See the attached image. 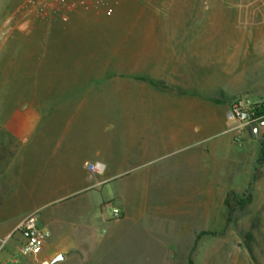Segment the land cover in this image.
<instances>
[{
  "label": "rangeland",
  "instance_id": "374dc122",
  "mask_svg": "<svg viewBox=\"0 0 264 264\" xmlns=\"http://www.w3.org/2000/svg\"><path fill=\"white\" fill-rule=\"evenodd\" d=\"M20 15L0 17V145H19L46 104L68 97L102 99L92 108L106 110L107 133L130 132V123L120 119L132 108L131 84L147 73L149 55L165 56L173 73L264 60V0L71 1V17L61 20L71 21V84L68 66L50 58L52 35L43 34L35 52L25 21H16ZM133 51L145 56L140 73L133 70ZM263 148L264 137L239 141L233 134L217 158L209 153L203 161L186 160L190 154L180 151L144 163L131 152L123 165H107L100 176L107 180L86 196L87 207L80 199L43 209V216L89 222L74 233L65 225L57 247L74 249L55 264H264V181L254 188L255 201L247 187L264 176ZM115 208L121 213L116 219ZM12 254L11 264L33 257L18 244Z\"/></svg>",
  "mask_w": 264,
  "mask_h": 264
},
{
  "label": "crops",
  "instance_id": "0c3cea01",
  "mask_svg": "<svg viewBox=\"0 0 264 264\" xmlns=\"http://www.w3.org/2000/svg\"><path fill=\"white\" fill-rule=\"evenodd\" d=\"M19 13L16 21H25L28 38L31 43L35 41L32 50L39 51L43 34L52 35L55 45L50 58L58 65L68 66L71 84V21H61L71 17V1L60 5L20 0L9 5V1L0 0L2 21H12ZM44 17L50 21H42ZM132 54L133 70L140 73L145 56L140 51ZM149 59L147 73L137 74L132 81V108L124 109L120 119L121 124L130 123V132L123 129L115 137L107 133L106 110L92 108L100 105L102 99L97 103L96 98L68 97L46 104L39 111L34 128L19 145H0V264H11L12 251L17 244L21 250L24 238L17 229L34 213L40 215V225L48 229L51 236L42 251L31 255L33 257L26 259L25 264H55L52 261L60 254L64 255L62 260L70 258L72 246L71 250L57 247L66 237L65 225L71 224V233H74V227L86 226L89 222L84 216L77 220L72 217L62 220L54 214L43 216L44 208L80 199V207H87L90 201L86 196L107 180L100 177L108 169L107 165L111 169L118 167L121 161L123 165L124 158L131 152L139 154L144 163L157 154L180 151L190 154L186 160L199 157L203 161L209 153L217 158L221 147L229 148L233 140L226 120L232 98L248 93L264 103V75L258 77L260 72L256 70L262 69L264 73V60L245 59L240 68L237 64L233 69L200 64L185 70L180 67L173 73L171 61H166L165 56L149 55ZM115 86L125 88L123 83ZM128 111L131 116L127 117ZM261 137H264V129L257 137L249 131L242 134L243 139ZM96 162L104 166L102 174L86 166V163ZM263 181L264 176L252 178L247 184L254 201V188ZM202 182L204 186L209 184L204 179Z\"/></svg>",
  "mask_w": 264,
  "mask_h": 264
},
{
  "label": "built area",
  "instance_id": "2783aa9c",
  "mask_svg": "<svg viewBox=\"0 0 264 264\" xmlns=\"http://www.w3.org/2000/svg\"><path fill=\"white\" fill-rule=\"evenodd\" d=\"M36 0H29L30 3ZM42 2H53L60 5L67 4L74 0H38ZM80 1V0H75ZM264 103L257 101L248 95L237 96L229 106L226 112V120L228 124V131L233 133L237 140H242V134L245 131H250L249 128H253L255 125H260L264 122V114H259ZM87 168L91 171L102 174L104 172V166L99 163H86ZM114 218L120 217V210L114 209ZM18 232L24 238V243L21 247L24 255H37L39 254L47 239L51 236V232L40 225V217L38 213H34L26 217L19 225Z\"/></svg>",
  "mask_w": 264,
  "mask_h": 264
},
{
  "label": "water",
  "instance_id": "95a60500",
  "mask_svg": "<svg viewBox=\"0 0 264 264\" xmlns=\"http://www.w3.org/2000/svg\"><path fill=\"white\" fill-rule=\"evenodd\" d=\"M263 129H264V122H262L260 125H255L253 128H249L250 131H253L256 137L259 135V131ZM63 258H64V255L60 254L52 261V263L62 260Z\"/></svg>",
  "mask_w": 264,
  "mask_h": 264
},
{
  "label": "trees",
  "instance_id": "16d2710c",
  "mask_svg": "<svg viewBox=\"0 0 264 264\" xmlns=\"http://www.w3.org/2000/svg\"><path fill=\"white\" fill-rule=\"evenodd\" d=\"M259 114H264V106H263L262 109H260ZM263 155H264V148H263ZM233 211H234V207L229 206V218L231 217V214H232ZM202 234H206V233H202ZM190 264H193L191 259H190Z\"/></svg>",
  "mask_w": 264,
  "mask_h": 264
}]
</instances>
